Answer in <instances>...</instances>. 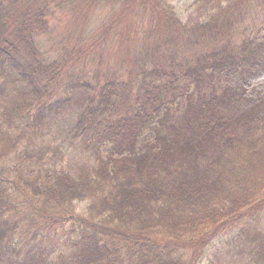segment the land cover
<instances>
[{"label":"trees","instance_id":"1","mask_svg":"<svg viewBox=\"0 0 264 264\" xmlns=\"http://www.w3.org/2000/svg\"><path fill=\"white\" fill-rule=\"evenodd\" d=\"M258 1L235 0L230 8L240 7L238 19L223 17L218 8L201 24L186 22V30L178 28L181 33L169 32L171 39L192 46L183 45L177 53L186 68L179 74L188 83L185 96L176 93L172 101L160 102L162 94L149 99L155 104H145L148 100L129 105L131 86L124 85L118 74L113 76L112 69H107L103 83L71 88L86 90L72 126L74 138L80 135L82 145L90 138L98 161L90 169L80 168L76 175L40 150L34 156L48 166L45 163L46 174L38 184L18 167L1 168L0 256L8 258L2 264H195L199 245H206L216 232L209 231L211 225L219 231L243 217L264 213V183L252 172L260 164L264 179V35L248 37L244 24L247 7H257ZM86 2L87 13L91 5L103 11L107 6H121L117 15L121 20L136 9L147 10L153 26L168 16L171 23L165 24V31H170L168 25L182 24L166 0H27L16 11L12 33H0V72L20 68L29 79L28 91L39 97L14 102L11 112L20 133L15 135L9 128L7 138L2 137L11 148L29 130L41 131L48 113L57 106L59 111L70 99L51 100L53 77L45 71L43 83L24 60L38 61L36 37L49 29L50 17L64 14L66 23H73ZM9 3L18 4L0 0L3 13L11 8ZM9 22L0 18L1 27ZM255 27L263 30L264 23ZM98 33L92 34V46L101 36ZM206 41L212 42V48L200 47L191 55ZM207 70L216 74L217 85L210 93L201 88L198 95L193 91L196 98L192 97L189 88L200 85ZM165 74L176 77L173 71ZM184 97L187 106H183ZM169 107L179 108L180 115L162 114ZM8 116L10 109L5 112ZM117 136L122 143L114 148ZM21 184L26 188L25 201L17 207L19 192L13 187L20 189ZM86 200H90L88 213H79L76 201ZM46 230L65 233L46 248ZM258 234L252 242L260 246L256 256L264 259V234ZM188 245L198 248L187 257ZM4 247L14 251L4 252Z\"/></svg>","mask_w":264,"mask_h":264},{"label":"rangeland","instance_id":"2","mask_svg":"<svg viewBox=\"0 0 264 264\" xmlns=\"http://www.w3.org/2000/svg\"><path fill=\"white\" fill-rule=\"evenodd\" d=\"M8 1L11 2V0ZM166 1L174 9L172 12L179 16L182 21L180 25H168L170 31H165V24L171 23L167 20L168 16L165 21H157L156 25L153 26L147 18V10L136 9L132 13H127L124 17L126 19L121 20L117 17L121 12V6L119 5L115 8L107 6L105 7L107 11L91 5V12L87 13L85 7L88 2H86L80 7L81 13L75 18L77 21L73 23H66L64 14L59 15L58 18H56V15L50 17L49 29L41 32L36 37L38 61L34 62L32 58H27V60H24V64L29 71L32 70L33 73H36V76L41 75L43 83H46L43 75L45 71L49 74V78L53 77L52 84L49 85L50 90L53 91L51 100H63L66 97H70V99L62 105L59 111L56 110L57 106L48 113L41 131L29 130L24 138L19 140L16 148H11L7 145L6 139L2 137L5 135L7 138L5 131L9 128L14 131L15 135L20 133L17 128L18 121L11 112L15 106L13 105L14 102L18 103L25 99L36 101L39 97H34L33 93L28 91L30 90L28 88L29 79L24 78L19 72L20 68L14 67L0 72V159H2L0 160V170L6 167L8 169L18 167L19 171L24 173L26 177H31L37 184L41 183L46 174L47 167L45 163L47 166L48 163L44 160L37 161L34 154L40 150L47 155V158L50 157L58 161L60 165L70 168L76 175H78L80 168L86 169L87 167V169H90L93 164L95 165L98 161V154L91 147L90 138L85 145H82L84 141H80L81 136L74 138L76 134L72 131L75 117L80 110L86 90L78 87L77 90L73 91L71 88L75 84L90 83L96 85L99 82L103 83L107 69H112L113 76L118 74V77L125 81L124 85L130 84L129 105L138 106L139 103L147 102L150 98L162 94L163 99L160 102L172 101L176 97V93L185 96V87L188 83L182 80L179 74L185 73L186 68L183 67L177 53L183 45L192 46L187 45L185 41L171 39L169 32L181 33L182 29L186 30V27H184L186 22L188 25L193 26L199 20L201 24L207 15L217 13L218 8H221L223 17L228 16L231 19H238L240 7L230 8L235 0ZM219 1H221V5L217 7ZM17 2L19 5L9 3L11 8L4 13L0 10V18L11 19L8 25L0 26L1 34L10 35L15 29L16 24L12 21L16 11L24 6L27 0H17ZM263 14L264 0H259L257 7L256 5L247 7L244 24L249 28L248 37L253 36L255 38L254 35L256 34L264 35V29L257 31L255 27L257 24L264 23ZM223 22L224 20H222V24ZM104 24H107V26L103 27ZM159 26L162 28H159ZM178 28H181V30L178 31ZM105 29L108 30V34L104 36ZM94 31L99 32L98 34H101V36L99 40H95V45L92 46L91 38ZM207 34L210 33L207 32ZM241 41L242 39L233 42L240 43ZM212 46V42H203L197 45L195 49L193 48L191 55L200 47L212 48ZM190 63L192 64L189 61L187 68L191 66ZM170 71L175 72L176 77H165V73ZM206 72L200 85L193 84L189 88L188 91L192 97H195L192 95L193 91L198 95L201 88L202 91L210 93L214 88L213 86L217 85L216 74L210 70ZM182 102L183 106L189 104L185 97ZM145 104L155 103L149 100ZM192 104L199 103L192 101ZM7 109H10V116L5 117ZM122 111L124 113L125 109H122ZM165 112H168L169 115H180L179 108L175 109V107H169L168 110L163 109L162 114H165ZM152 137L155 138L154 135ZM113 143L115 148L122 143V139L117 136L115 140L113 139ZM4 145L6 148H3ZM54 151L55 156H52ZM252 172L255 177L259 174L260 178L258 177V180L264 183L263 176L260 173V164L256 169H252ZM13 189L19 192L16 193V197L19 196L16 206L22 207L23 201H25L22 193L24 192L23 189L26 188L21 184L20 189H17V187H13ZM89 203L90 200L76 201V209L79 213L87 214ZM255 203L254 208L257 209V202ZM260 206L263 209L262 204L259 202ZM256 214H254V218L245 219L243 217L242 221L236 225H225L219 231L211 225L209 231L216 232L206 245H199L198 258L195 264H264V259L261 256H256L258 253L257 247L260 248V246L257 243L254 245L252 242L253 239L259 237L258 233L264 234V213L262 211L260 214ZM200 230L203 232L204 229L200 228ZM64 233L55 230L48 232L46 230L43 247L51 248L48 243L55 241ZM196 247L190 248V245L186 247L188 250L187 257L194 253ZM10 248L4 247L2 250L4 252L14 251ZM10 255L11 261H14L15 253L13 252ZM1 259L0 264L8 260L3 256H0Z\"/></svg>","mask_w":264,"mask_h":264}]
</instances>
